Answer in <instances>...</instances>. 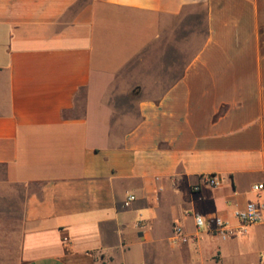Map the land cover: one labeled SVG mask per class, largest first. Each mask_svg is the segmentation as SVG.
<instances>
[{
	"label": "crops",
	"instance_id": "1",
	"mask_svg": "<svg viewBox=\"0 0 264 264\" xmlns=\"http://www.w3.org/2000/svg\"><path fill=\"white\" fill-rule=\"evenodd\" d=\"M0 182V264H264L194 223L264 205V0H0Z\"/></svg>",
	"mask_w": 264,
	"mask_h": 264
},
{
	"label": "built area",
	"instance_id": "2",
	"mask_svg": "<svg viewBox=\"0 0 264 264\" xmlns=\"http://www.w3.org/2000/svg\"><path fill=\"white\" fill-rule=\"evenodd\" d=\"M203 183L208 187H216L220 184V181L214 175H207L201 178ZM200 186H194L193 192H199ZM254 193H259L264 190V183L254 184L251 186ZM134 200V196H129L125 206H128L131 201ZM264 210V205L253 201H248L243 209L234 210L233 215L239 221V227L236 229L230 228L228 223L219 217H214L208 221L204 220L200 216L194 217V223L197 229L212 228L215 234L226 238L229 236L244 235L248 228L258 224L262 221L261 212ZM173 243L187 244L190 239L186 236L181 228L176 227L171 238Z\"/></svg>",
	"mask_w": 264,
	"mask_h": 264
},
{
	"label": "rangeland",
	"instance_id": "3",
	"mask_svg": "<svg viewBox=\"0 0 264 264\" xmlns=\"http://www.w3.org/2000/svg\"><path fill=\"white\" fill-rule=\"evenodd\" d=\"M193 36H187L186 42H190ZM21 192L18 187L4 188L2 182H0V202H8L14 205V208H18L21 204Z\"/></svg>",
	"mask_w": 264,
	"mask_h": 264
}]
</instances>
